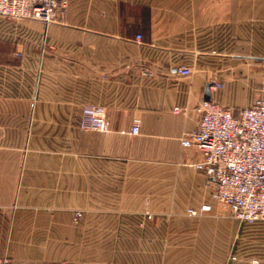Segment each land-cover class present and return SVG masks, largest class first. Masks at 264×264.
Returning a JSON list of instances; mask_svg holds the SVG:
<instances>
[{
  "label": "crops",
  "instance_id": "1",
  "mask_svg": "<svg viewBox=\"0 0 264 264\" xmlns=\"http://www.w3.org/2000/svg\"><path fill=\"white\" fill-rule=\"evenodd\" d=\"M114 1L110 11L93 0L69 1L65 13L50 24L0 16V149L64 154L79 150L81 198L87 200L95 197L94 188L97 195L108 192L104 182L119 178L123 168L127 177L135 166H172L185 181L194 180V187L204 183V175L194 167L200 152L183 147L181 138L197 130L200 103L220 98L210 83L233 57L212 53L210 62L202 65L196 35L184 37L173 25L178 18L158 14L155 4L146 2L143 25L141 13L121 11ZM138 35L143 36L141 42ZM180 64L191 67L193 74L172 76L170 68ZM90 104L105 108V131L79 127ZM135 119L142 122L138 135L130 134ZM6 164L0 162V191L15 179L17 183L19 169L25 179L24 162H11V171ZM49 167L52 198L72 200L73 162L53 161ZM110 168H117L118 174L106 173ZM112 173L115 177L105 178ZM21 187L24 190V184ZM208 194L195 192L189 208L210 203ZM218 211L213 207L206 214ZM7 214L0 209L3 229Z\"/></svg>",
  "mask_w": 264,
  "mask_h": 264
},
{
  "label": "rangeland",
  "instance_id": "2",
  "mask_svg": "<svg viewBox=\"0 0 264 264\" xmlns=\"http://www.w3.org/2000/svg\"><path fill=\"white\" fill-rule=\"evenodd\" d=\"M93 1L108 7V11L115 2ZM116 1L121 11L135 13H142L146 2H153L158 14L178 18L173 25L183 36L196 35L202 65L210 62L212 53L232 55L227 69L220 66L223 72L212 79L222 85L214 91L220 97L216 103L237 113L264 94V0ZM65 154L0 149V162L7 161L8 171L12 170L11 162L25 163L24 181L19 169L17 183L15 179L0 191V209L8 211L2 221L7 226L0 227V264L264 261V222H242L225 205L210 201L212 187L206 178L194 187V180L185 181L179 169L172 166H135L128 170L127 177L123 168L119 178L113 173L106 175L115 177L103 181V187L110 188L108 192L97 195L94 188L95 197L87 200L81 198L80 151ZM65 159L73 162V199L54 200L48 190L52 186L49 165ZM106 171L118 174L117 168ZM201 191L209 192L217 214H188L192 197ZM34 193L39 194L37 199L32 198Z\"/></svg>",
  "mask_w": 264,
  "mask_h": 264
},
{
  "label": "built area",
  "instance_id": "3",
  "mask_svg": "<svg viewBox=\"0 0 264 264\" xmlns=\"http://www.w3.org/2000/svg\"><path fill=\"white\" fill-rule=\"evenodd\" d=\"M68 5V0H0V16L50 24L65 13ZM136 40L141 42V35ZM169 72L174 77H190L193 69L180 64L171 67ZM221 87L218 82H211L212 91ZM198 113L197 130L185 134L181 144L200 152L201 158L194 167L212 187L211 200L225 205L242 222H264V94L237 113L215 101L203 100ZM79 123L83 129L105 131V108L86 105ZM141 124L140 119H135L130 134L138 135ZM212 208V203H205L187 212L197 217L211 212ZM252 264L259 261L254 260Z\"/></svg>",
  "mask_w": 264,
  "mask_h": 264
},
{
  "label": "trees",
  "instance_id": "4",
  "mask_svg": "<svg viewBox=\"0 0 264 264\" xmlns=\"http://www.w3.org/2000/svg\"><path fill=\"white\" fill-rule=\"evenodd\" d=\"M147 15V10H143L142 13H141V16H142V21H143V25H144V17Z\"/></svg>",
  "mask_w": 264,
  "mask_h": 264
},
{
  "label": "water",
  "instance_id": "5",
  "mask_svg": "<svg viewBox=\"0 0 264 264\" xmlns=\"http://www.w3.org/2000/svg\"><path fill=\"white\" fill-rule=\"evenodd\" d=\"M263 61H264V59H263Z\"/></svg>",
  "mask_w": 264,
  "mask_h": 264
}]
</instances>
